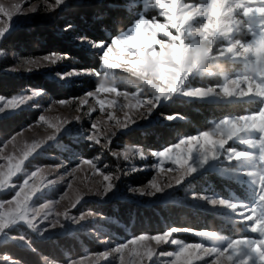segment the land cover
<instances>
[{
  "label": "rangeland",
  "instance_id": "rangeland-1",
  "mask_svg": "<svg viewBox=\"0 0 264 264\" xmlns=\"http://www.w3.org/2000/svg\"><path fill=\"white\" fill-rule=\"evenodd\" d=\"M107 1L108 0H65V3L57 7L55 11H45L44 8L46 2L54 3L55 0H0V3L5 4L6 6L19 3L22 6V9H24L22 14L13 17L11 27L4 37L16 29L23 30L24 28H30L31 30H34L43 28L44 26L38 27V25L44 24L48 21L52 22L51 20H54V22H63L64 20H67V18L62 17L61 14L66 13L68 6L71 4L81 5L95 2L108 3ZM120 1H125L127 9L129 11H134L136 17L128 28L114 36L111 41L122 35L129 34L130 30L140 18L149 21L155 19L157 23L168 24V19L165 15H162V12L166 11L167 8L171 6V0H161L165 5L164 9L159 7L156 0ZM182 4H210V0H177V10ZM29 7H36L37 9L33 12H28L27 9ZM169 15L174 16L175 12L169 13ZM0 19H6V17L0 15ZM237 19L240 21V30L234 33L230 38H222L218 41L215 50L217 54L228 45L230 40L239 39L240 41L247 43L253 38V35H259L261 32H264V18H244L242 14L238 13ZM58 30L63 31V28H61V30L59 28ZM171 31L175 34L174 29ZM144 38L146 39L147 37L145 36ZM161 38L165 40L168 39L167 37H164L162 32H160L157 34V39ZM2 40L3 38L0 39V45ZM111 41L105 42V44H110ZM76 44L77 47L84 48L93 55L99 54V57L103 50L93 48L92 43L89 41L82 43L81 40H77ZM156 49L159 50L158 45L156 46ZM47 55L48 54H44L34 58L39 59ZM6 56L7 53L0 50V60ZM12 56L13 55L10 54V57ZM29 59L33 58H19L15 61L14 66L5 71V73L11 77L17 76L25 79H28L33 75H38L47 79V81L55 83L58 88L66 86L67 83L73 80L80 81L85 78L92 80L101 79L95 75L84 74L72 76L66 75L65 78L62 79V74H67L72 70H75H64L63 72L58 70V68H62V66L65 65L64 61L66 59L60 60L55 64H45L44 66L33 67V69L29 71L24 65V61ZM134 60L135 57L127 55V53L122 51L121 48H115L113 53L109 56L110 62L121 64L123 67H130L131 62ZM251 67L252 65L248 60L234 58L228 55L222 56L219 58L218 63L215 61L210 62L209 72L211 74L197 72L190 76L185 84V90L187 88L199 87L194 86L191 83L195 78L208 80L216 78L219 80V83H222L225 77L231 79L249 73ZM96 72L106 76L107 79L114 82L116 86L120 83V73L130 76L128 72L121 69H116L113 73H110L102 67V62L99 70ZM98 86L99 84L95 89ZM105 86L107 87L109 85L106 84ZM95 89L87 91L76 99L60 100L67 102L63 104H61L60 101L53 100L42 90L33 88H27L9 98L0 97L4 99L24 96L31 97L26 103H21L18 108L5 109L4 112L0 113V119L13 117L14 115L17 116L19 114L24 115L26 118L34 116V119L27 123V125L21 127L18 132L11 135H0V153L12 156L15 162L20 159L23 151L30 148L34 142L42 143V146L36 148L32 152V155L24 160L21 170L14 176H11L3 188H0V204L4 205V207L0 209V212L8 211L15 207V193L19 191L20 186L24 184L26 179L28 180L26 191L32 188L40 189L32 194L29 201V204L34 208L41 209L40 216L35 220L37 227L36 229H33L24 222L17 223L9 227L3 234H0V244L9 243L16 247L19 246L20 248L34 251L33 244L36 243H44L42 245L47 244L53 247L56 243L62 244L64 243L63 241L68 242L69 240L72 242V239H75L81 244L78 245L79 248H77L76 251L70 253L65 252V257L67 258L66 262H57V260L55 261L48 256H41L40 259L43 260L42 264H74V262H77V264H121V255L124 258V264H142L141 256L136 253H142L144 251V244L149 242L143 241L138 242L137 245H129V248L124 249L122 253H116L115 249L127 241L141 235H163L165 232L174 228L188 229L189 231L173 233L172 237H169L167 243L156 244L155 241L150 242L156 255L148 261V264H170V261L174 260V257H168L162 255V253L178 251L179 246L171 243V239L173 238L180 240L182 243H202L205 247H226L232 239L241 238L238 237L239 234H243L242 237L249 238H255L257 236L256 233H251L245 226V223L247 222L242 223L240 221V217L238 216V212L241 210L240 208L233 211L222 206H212L210 201L214 199H223L245 208L257 207L260 203L258 199V185L255 183L254 178L244 175V172L257 170L264 171V167L260 165L258 159L254 158L249 161L241 162L235 160L229 161L226 151L218 159L209 161L206 165H200L198 157L194 156L193 166L196 167L197 171L188 176L183 183L171 189H166L163 192L156 193L155 195H141L139 190L147 189V186L153 180L159 184H165L171 180L173 174L159 172L155 167L158 160L156 157L152 156L151 153L158 151L144 150L136 145H125L122 141L126 139V134H131L135 131H145L154 124L158 122L160 123L161 119L162 122L173 120L159 116L157 114V108L170 102L174 97H181L187 100L195 99L220 105L235 104V107L242 108L244 111L241 115L259 111L261 107L264 106V101L255 97L243 99L232 98L230 100L220 98L198 99L188 98L178 93L172 96L171 99L161 100L160 104L157 105L146 118H141L140 113H146L147 111L145 107L137 106L135 108H126L123 111H120L118 105L123 103L125 98L118 97L116 93L113 92H102L97 93L95 97H87L88 103L81 105L79 101L84 99L87 96V93L95 91ZM149 89L152 90L151 88ZM33 92H37L38 94L33 95ZM141 94L142 92L140 93L141 98H148L142 97ZM99 100L104 101V112H101L100 104L98 102ZM128 100L135 103L131 96L128 97ZM112 101H116V104L113 105L111 103ZM93 106L95 108L94 111L91 110ZM89 112H91V115L88 114ZM109 112L121 121L127 119L125 116V113H127V116L135 118L136 122L130 124L127 128H118L116 127L114 120H108L107 114ZM40 116H44L46 122L40 121ZM77 117H79L78 121ZM226 117L237 116L233 113H228L219 119L212 121L210 130L216 123ZM65 121L71 122L64 124ZM93 123L96 124L95 129L92 128ZM58 125H63V129L56 135L55 139L44 142L47 135L52 133ZM91 132H95L98 135L100 140L99 143H94L87 139ZM113 132L115 135H112ZM109 136L111 137L110 142H108L107 139ZM13 137H15V139H13ZM249 138L255 139L256 136L252 135ZM180 139L181 138L175 143H178ZM8 141L12 142L8 143ZM105 144L107 145L106 147L104 146ZM5 145L7 146L5 147ZM225 147L226 150L234 149L236 151L251 153L253 157L258 156L257 150L240 143L238 139L229 141ZM80 149L83 151L79 153L78 150L80 151ZM135 149H140L144 155L141 156L138 152L134 151ZM126 150H131L128 152L127 159H125ZM90 151L94 153L91 154ZM87 153H90V155ZM113 153H115V155ZM83 159L94 161L100 173L117 177L114 180L112 190L106 195L102 193L84 194L88 192L89 188L95 189L99 185L102 181V175H94L88 165H82ZM6 163V159H0V164ZM164 167L175 166L166 163ZM77 168H80V171L74 172ZM2 170L7 172V168ZM34 171L38 172L36 177L31 176V173ZM139 172H150L151 177L149 181L144 186L130 184L129 179ZM69 173H72V175H69ZM205 174H213V176L218 178L219 181H222V179L231 181L234 183V186L219 185V182H216L213 179H206V184H204L203 176ZM48 181H52V183L48 184ZM45 184H47V186H45ZM69 184H71V188L68 187ZM197 186L210 193L206 194L204 191V193L198 194L194 192V189ZM219 192H221L222 195H220ZM6 195H9V197H6ZM78 195H82L83 199H81L75 207H72L71 202L75 201ZM62 196L64 197L63 199H61ZM194 196L197 198L194 199ZM199 197H204V199ZM9 201H12V203L9 204ZM117 201L127 205L125 206L127 208L137 207L139 205L144 206L145 208H150L158 206L164 207L167 204H176L181 207V209L177 211H182V213H176L178 217L175 215L176 220L174 222L170 220L166 223L165 220V225H153L150 227L149 231H151V229H157L154 232L148 233L145 230L144 233L139 229V223L136 227H132V221L126 225L117 222L115 216H113V214L115 215L116 213L114 207L112 210L113 214L111 212V214H107L110 209L108 205L114 203L118 204ZM43 205H48V207L42 208ZM65 211H67L69 217L79 218L82 216L83 219H79L78 222L76 219H66L64 216ZM197 211L218 218L225 224V228H227L228 232L222 234L219 230L210 231L209 229L200 227L190 228L194 225L193 223H197V220L194 221L193 219L195 213L200 214ZM47 212H50L47 219H41L43 214ZM190 213L193 218H189L188 214ZM154 216L155 214H153V217ZM148 219L152 220V218ZM159 220H162V218L159 217ZM53 222H57L55 227L52 226ZM178 224L180 226H178ZM150 225L152 224L150 223ZM116 232H119L120 235ZM208 232L216 234L217 241L215 242V245L213 240L198 235V233ZM189 239L192 240L190 241ZM75 246L77 247V244ZM77 252L79 255H76ZM105 253H108L107 258H105ZM186 255L192 259V264H205V261H211L213 259V256L206 255L203 259L197 260L193 255V251H190ZM5 263L16 264L14 260L9 259L8 255L0 254V264Z\"/></svg>",
  "mask_w": 264,
  "mask_h": 264
},
{
  "label": "snow or ice",
  "instance_id": "snow-or-ice-1",
  "mask_svg": "<svg viewBox=\"0 0 264 264\" xmlns=\"http://www.w3.org/2000/svg\"><path fill=\"white\" fill-rule=\"evenodd\" d=\"M65 0H55L54 3H47L45 11H55L57 7L64 4ZM156 3L161 9L165 5L161 0H156ZM37 8L29 7L28 12H33ZM24 9L19 3L6 6L0 3V15L6 19H0V39L4 38L7 31L11 27L12 19L15 15L22 14ZM175 12V15L169 13ZM242 14L244 18L260 17L264 18V0H210V4H182L177 10V0H171V6L166 11L162 12L168 19V24L157 23L155 19L149 21L140 18L127 35H122L111 41L110 44L104 42H93L92 47L103 49L100 53L102 67L108 72L113 73L116 69H121L135 77V80H129V83L141 82L144 86L152 89V96L143 99L140 97L142 88H137V92L129 93L127 91H119L114 82L109 81L106 76L101 75L95 70L80 69L72 70L67 74H62L61 78L72 75H95L100 77L99 86L95 91L87 93V96L79 101L81 105L88 103L87 97H95L97 93L113 92L118 97H124L123 103L118 105L120 111L126 108L145 107L146 113H140L141 118H146L148 114L160 104L161 100L171 99L176 94H182L188 98H220L230 100L232 98L243 99L255 97L264 101V32L259 35H253V38L244 43L239 39L230 40L228 45L219 53H216L217 43L220 39L230 38L234 33L240 30V21L237 19V14ZM175 30V34L172 33ZM162 32L164 37L157 39V34ZM147 37L146 39L144 37ZM81 42H87L86 37H79ZM159 46V50L156 46ZM115 48H121L127 55L135 57L131 62L130 67H123L121 64L110 62L109 56ZM231 56L234 58H242L248 60L252 67L251 71L243 76L236 78H224L222 83L216 86L194 87L185 90V84L188 78L197 72H209L210 62H217L222 56ZM66 55L58 53H50L45 57L29 59L24 61L27 70L31 71L33 67L44 66L45 64H55L60 60L67 59ZM109 86H105V85ZM38 94L33 92V95ZM131 96L135 103L128 100ZM31 97H13L11 99L0 98V113L7 108H18L21 103H26ZM101 112H104V101L99 100ZM61 104L67 103L60 101ZM113 105L116 101L111 102ZM79 110V109H78ZM95 110L94 106L91 109ZM91 115V112L88 113ZM126 120L117 119L112 113L107 114L108 120H114L116 127L127 128L130 124H134L135 118L127 116ZM173 117H168L172 119ZM40 121H45L44 116L39 117ZM79 117H77V121ZM71 121H65L64 124ZM259 122V123H258ZM92 128H96L93 123ZM63 129V125L56 126L55 130L48 134L44 142L54 140L56 135ZM90 131V130H89ZM98 131V130H97ZM112 135H115L113 132ZM255 135V139L249 138ZM15 139V137H13ZM87 139L94 143H99V137L95 132H91ZM110 142L111 137H107ZM239 140L240 143L247 145L250 148L257 150L258 156L253 157L251 153L227 149L225 145L229 141ZM12 141H8L11 143ZM7 145H5L6 147ZM42 146L41 142H34L30 148L23 151L19 160H13L12 156L0 153V159H6V164H0V188H3L11 176H14L21 170L24 160H26L32 152ZM107 146L106 144L104 145ZM125 151V159L128 158V152ZM141 156L144 153L140 149H135ZM227 151L229 161L237 162L249 161L258 159L260 165L264 167V106L257 112L245 114L237 117H226L221 119L210 131H202L197 135H192L186 138H181L178 143L165 148L163 151L152 152L151 155L156 157L158 163L155 167L159 172L172 173L173 176L165 184H159L155 180L150 182L145 190H139L141 195H155L163 192L166 189H171L180 185L190 175L194 174L197 169L193 166V157L199 159L200 165H206L209 161L218 159ZM115 155V153H113ZM169 163L175 167H167L164 165ZM82 165H88L94 175H102V181L95 188H89L86 194H104L106 195L112 190L114 180L108 174L100 173L96 164L92 160L83 159ZM7 168V172L2 169ZM80 171V168L74 172ZM234 171V170H233ZM38 175L37 171L31 173L32 177ZM72 175V173H69ZM244 175L254 178L259 189V204L257 207L245 208L235 203L227 202L223 199H214L210 203L212 206H222L238 212L240 221L245 223V226L251 233H256L255 238L241 237L232 239L226 247H205L202 243H182L178 239H171L173 245L179 246L178 251L162 253L168 257H174L170 264H192V259L187 256L190 251H193L195 259L201 260L204 256H213L211 261H205V264H264V171H247ZM48 184L52 181H48ZM28 180L20 186L19 191L15 193V207L0 212V234H3L9 227L24 222L29 227L36 229L35 220L40 216L41 209L34 208L29 204L32 194L39 191V188H32L26 191ZM47 186V184H45ZM71 188V184L68 185ZM102 189V191H101ZM64 197L62 196L61 199ZM194 199L197 197H193ZM204 199V197H199ZM83 199L82 195H78L75 201L71 202V206ZM9 204L12 201L8 202ZM4 207L0 204V209ZM48 205H43L42 208H47ZM50 212L44 213L41 219H47ZM64 216L66 219H79L83 217H69L67 211ZM57 222H53L55 227ZM179 231H189L188 229H171L163 235L147 236L141 235L133 238L126 243L118 246L115 249L116 253H122L124 249L129 248V245H137L138 242L147 241L144 244V251L136 253L141 256L142 264H148V261L156 255L155 250L150 242L155 241L156 244L167 243L172 234ZM207 239L213 240L214 245L217 241V236L213 232L198 233ZM107 258L108 253H105ZM121 264H124V258L121 255ZM77 264V262H74Z\"/></svg>",
  "mask_w": 264,
  "mask_h": 264
},
{
  "label": "trees",
  "instance_id": "trees-1",
  "mask_svg": "<svg viewBox=\"0 0 264 264\" xmlns=\"http://www.w3.org/2000/svg\"><path fill=\"white\" fill-rule=\"evenodd\" d=\"M108 3L95 2L91 4L69 5L67 12L62 13L61 16L67 18L63 22L51 20L38 25L44 26L31 30L24 28L23 30L16 29L12 33L3 38L0 50L7 53V56L0 60V97H12L27 88L42 90L50 98L55 101L76 99L86 93L95 89L100 80L82 79L80 81H70L66 86L58 88L55 83L47 81L41 76L33 75L26 78L17 76H10L5 71L12 68L15 61L19 58H34L44 54L58 53L66 55L65 65L58 68L60 72L72 69H91L98 71L101 65L99 54L93 55L84 48L77 47V40L79 37H86L87 41L93 42H109L111 39L128 28L136 17L134 11H129L126 7L125 1L108 0ZM54 24V25H53ZM63 28V31L58 29ZM50 29V30H49ZM10 54L13 55L10 57ZM120 83L117 85L121 91L135 93L138 85L143 89L142 97H151L152 90L144 86L141 82L129 83V80H135L124 73L119 74ZM195 78L191 82L194 86L206 87L216 86L219 80L213 78L212 80ZM235 104L220 105L217 103H209L198 100H187L181 97H174L170 102L161 105L157 108V114L161 117H173L171 121L161 122L154 124L145 131H135L134 133L126 134V139L122 141L125 145H136L144 150L160 151L168 147L179 138L197 135L202 131H208L211 128V122L219 119L220 117L233 113L235 116L241 115L242 108L235 107ZM34 116L24 117L19 114L13 117H6L0 119V135H11L19 131L21 127L27 125ZM74 146V145H73ZM83 151L80 149L78 152ZM90 153H94L90 151ZM90 153L88 155H90ZM151 173L139 172L129 179V183L137 186H144L150 179ZM203 183L206 184V179H213L219 182V185L234 186V183L228 180L214 177L213 174H205L203 176ZM201 187H195L194 192L201 194L204 193ZM205 193H210L205 191ZM220 195L221 192H219ZM9 197V195H6ZM108 205L109 212L113 214V207L116 209L115 219L117 222L128 224L133 222L132 227L140 224L139 229L145 233L154 232L157 229H151V226L165 225L170 220H176V213L181 214L182 211L179 205L167 204L166 206L145 208L144 206L125 207L127 205L119 203ZM111 212V213H110ZM194 218L192 211L188 214L189 218H193L198 223H193L192 227H200L209 229L210 231H220L225 234L228 232L225 224L214 216L207 215L201 211H197ZM153 214L155 216L153 217ZM176 215V216H175ZM132 216V218H131ZM159 217L162 220H159ZM178 217V216H177ZM146 218V220H145ZM148 218H152L148 219ZM150 222H149V221ZM143 223V224H142ZM150 223L152 225H150ZM142 224V225H141ZM150 225V226H149ZM178 226H180L178 224ZM120 235L119 232H116ZM239 234L238 237H242ZM64 243H56V245H42L44 243L33 244L34 251L16 247L9 243L0 244V254L8 255L10 260H14L16 264H42L41 256H48L57 262H66L65 252H74L79 248V242L72 239ZM190 241L192 239H189ZM56 241V240H55ZM77 244V247L75 246ZM50 248V249H49ZM50 250V251H49ZM48 253V255H47ZM76 255H79L77 252ZM9 264V263H5Z\"/></svg>",
  "mask_w": 264,
  "mask_h": 264
}]
</instances>
